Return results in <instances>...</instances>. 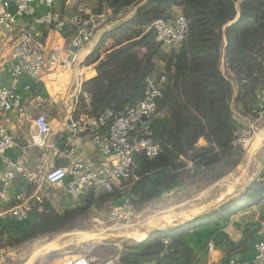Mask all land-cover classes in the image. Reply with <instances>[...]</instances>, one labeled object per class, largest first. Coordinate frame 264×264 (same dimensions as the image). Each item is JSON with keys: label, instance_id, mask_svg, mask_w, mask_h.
I'll use <instances>...</instances> for the list:
<instances>
[{"label": "trees", "instance_id": "1", "mask_svg": "<svg viewBox=\"0 0 264 264\" xmlns=\"http://www.w3.org/2000/svg\"><path fill=\"white\" fill-rule=\"evenodd\" d=\"M178 14L187 20L186 38L167 51L155 41L151 26ZM81 16H92L103 26L93 30L92 40L99 37L85 61L97 75L83 82L75 118L87 114L99 119L108 111L119 115L136 107L146 79L163 71L166 85L150 120L159 154L152 159L139 154L132 177L110 193L93 188L79 203L68 198L62 212L46 199L23 235L1 240L8 247L75 231L105 204L152 200L182 172L214 182L223 179L244 156L238 144L244 128L239 117H258L259 95L264 94V0H95ZM158 62L164 63L162 70ZM42 90L41 84L32 85L34 93ZM261 205L264 162L259 177L238 196L125 246L121 264H208L213 242L223 245L222 264L250 258L264 230V214L258 227L246 228L238 242L223 229L241 211Z\"/></svg>", "mask_w": 264, "mask_h": 264}, {"label": "built area", "instance_id": "2", "mask_svg": "<svg viewBox=\"0 0 264 264\" xmlns=\"http://www.w3.org/2000/svg\"><path fill=\"white\" fill-rule=\"evenodd\" d=\"M57 1L0 0V48L8 42L12 43L7 57L10 65L9 84L0 85V184L3 188L0 191V202L8 201L9 192L18 177L28 186H37L31 195L19 193L15 196L16 204L4 214L10 221L22 222L41 210L47 197L44 186L64 188L67 197L79 203L93 188L110 193L129 180L137 166L139 154H145L151 159L159 154V148L153 142L150 120L156 113L157 102L166 85L163 71L146 79L144 96L134 108L119 115L108 111L99 119L81 114L75 119L71 117L64 120L60 131L63 150L54 144L56 133L48 119L44 115L34 116L29 112L20 93L22 78L27 76L38 84L47 75L54 76L61 69H73L79 63V50L92 41L93 30L103 26V21L96 22L92 16L82 18L81 15L87 12L89 6L83 1L79 6L78 16L73 20L76 33L65 52L48 50L43 39V29L53 28L62 32L66 28L65 21L54 10ZM35 6L42 8L43 13L29 19ZM151 29L155 34V41L163 48L171 49L185 40L188 23L182 14H178L172 21L156 20ZM31 89L32 86H28L26 91L30 92ZM260 100H264L263 93L259 95L257 104L258 117L259 112L264 110ZM13 112L16 113L19 127L35 132L28 140V147L51 150L63 155L65 166L48 171L44 165H38L29 171L23 157L16 160L7 157L21 143L8 130L13 123ZM88 131L93 132L92 144L103 159L100 164L77 158L78 141ZM125 203L124 214L128 215L133 206L129 201ZM118 212L115 213L116 216ZM209 250H214L213 244H209ZM63 264H121V260L120 254L102 260L83 250L78 255H66ZM228 264H264V236L254 243L250 258H234Z\"/></svg>", "mask_w": 264, "mask_h": 264}, {"label": "rangeland", "instance_id": "3", "mask_svg": "<svg viewBox=\"0 0 264 264\" xmlns=\"http://www.w3.org/2000/svg\"><path fill=\"white\" fill-rule=\"evenodd\" d=\"M83 1L74 0V3L72 2L74 6L69 14V17H73H71L72 20L78 16L79 6ZM90 3L94 4L91 0ZM57 4L59 6V2ZM58 9L60 10V7ZM98 37L94 36V40ZM111 44L112 42L109 43V45ZM165 50L169 51V49ZM157 64L159 69L164 67L162 62ZM260 102L264 105V100L263 102L260 100ZM57 103L51 104V100H47L41 103V107H38L44 108L50 115L51 119L48 121L56 132L64 119L62 114L66 111L64 107H55ZM36 105H38V102L33 104V106ZM259 114V119L257 117H239L244 128L238 144L241 145L244 156L240 164L223 179L214 182L203 177L193 178L190 174L182 172L173 186L161 189L152 200L143 203H137L136 200H133V202L126 200L133 206V210L128 215L124 214L125 205L127 204L125 202L122 204L120 202L105 204L101 208L95 209L88 220L81 222V228L75 231L63 233L54 238L42 237L18 246L8 247L1 240L23 235L26 230L24 227L26 222L7 223L6 218L8 216L2 215L3 210L6 209L0 204V230H2L0 233V264H29L33 259H35V264H63L66 255H78L83 250L103 260L121 254L125 246L144 241L136 236L138 233L146 232L150 235L156 230L172 228L187 221L181 220L162 229L149 228L150 219L160 216L166 208L168 210L176 207L175 212H189L194 208L204 207V210L195 217L217 209L223 203L242 193L260 175L264 162V110ZM84 149L87 150L88 147L84 146ZM28 156L30 157L29 171L35 169L38 165H44L48 171L56 167L53 157H50L49 153L45 154L40 150L33 149ZM44 191L51 198V202L50 200L47 202L51 203L56 212H62L67 207L68 197L64 188L47 187ZM29 194L32 193L29 192ZM221 196L223 197L220 199ZM116 212H118L117 216L115 215ZM263 214V205L253 207L251 210L241 211L231 219L230 224L224 227L223 233L229 238L225 229L234 237L238 233L242 234L248 227L256 228ZM119 216L121 219H118ZM119 222H122L120 226H118ZM3 224H6L5 228ZM259 235L264 236V232L260 231ZM234 238L230 240L233 242L240 240V238ZM212 244L214 250L220 248L223 251L222 243L215 244L213 242ZM213 251L208 250L207 254L210 255ZM44 253L45 256L43 257ZM223 260L224 253L220 264Z\"/></svg>", "mask_w": 264, "mask_h": 264}, {"label": "crops", "instance_id": "4", "mask_svg": "<svg viewBox=\"0 0 264 264\" xmlns=\"http://www.w3.org/2000/svg\"><path fill=\"white\" fill-rule=\"evenodd\" d=\"M88 5H90V0H84ZM93 3L95 0H91ZM59 2V6L58 3ZM56 2L54 6V10L59 13L62 17V19L66 23V28L62 32L56 31L55 29H49L45 28L43 29V39L44 43L46 44V47L48 50H54L60 53H64L65 50L67 49L69 45L70 39L75 35L76 33V27L73 24V20L71 17H69V14L71 13V10L74 6V0H63V1H58ZM73 2V3H72ZM60 7V10L58 8ZM43 13V9L40 7L35 6L32 9L31 12V17L29 19H32L34 16H37L39 14ZM11 42H8L0 48V85H8L9 84V60H8V53L10 51L11 47ZM96 45V40H92L89 44L84 46L82 49L79 50L78 52V57H79V63L74 66L73 69H63L60 72H58L54 76L47 75L45 76L38 84L42 85V93L37 94L34 93L31 89L30 92L26 91V88L28 86H32L35 84L29 77L24 76L21 81V86H20V93L23 96L24 103L26 107L28 108L29 112L34 115H44L48 120L51 119L50 115L44 110V108H38L41 107V103L46 102L47 100H51V104L57 103L55 107L59 108H65L64 114H62V118H64L61 123L68 119V118H74L75 117V111H76V103L78 100V97L81 92V87L83 82L88 81L92 78H94L97 73L95 70V66H86L85 61L87 57L91 54L93 51V48ZM56 100H58L56 102ZM35 102H38V105L33 106ZM63 113V111H61ZM13 120H12V125L8 128L10 134L20 140V146L14 150L13 152H9L7 154V157L16 160L19 157H23L26 161V164L28 167H30V157L29 152L33 149H37L44 152L49 153L50 157H53V161L56 164V167L59 166H65L66 161L63 155L61 154H56L55 152L51 150H41L38 148H30L28 147L27 143L32 134L35 132H30L27 128L19 127L17 125V118H15L16 113H12ZM75 119V118H74ZM61 123H60V128L57 130H54L56 135L53 138L54 144L61 148L63 150V141H62V135L60 134L61 131ZM28 131V132H27ZM205 142L203 140L199 141V146H204ZM84 146H87L88 149L85 150ZM77 158L80 160H83L88 163H94V164H100L103 159L102 157L98 154L97 150L92 144V132H86L83 134L78 141V150H77ZM2 171V165H1V158H0V174ZM35 185L33 186H28V184L21 178L18 177L17 181L15 182V185L13 189L9 192L8 196V201L7 202H0L3 208H6V210H3L2 215H4L7 211H9L11 208L14 207L16 204L15 202V196L18 195L19 193H24L27 195L29 192L33 193L36 190ZM47 186H44L45 190ZM2 185L0 184V191H2ZM47 200H50L51 198L49 197L48 194H46ZM11 206V207H9ZM207 213V212H205ZM204 213V214H205ZM201 215V214H200ZM203 215V214H202ZM196 217L189 219L182 224L192 221ZM7 219V218H6ZM8 220V219H7ZM33 217H28L24 221L26 222V225L24 226L26 229L29 227L32 223ZM9 223H15V221H10L8 220ZM226 233L229 235V239H236L241 238L242 234L238 233L234 237H232V234L228 232L227 229H225ZM264 232V230H262ZM152 234V233H151ZM150 234V235H151ZM148 235V237L150 236ZM209 256V258H208ZM223 256V251L220 248L215 249L210 255L207 254L206 261L208 264H220L221 259Z\"/></svg>", "mask_w": 264, "mask_h": 264}, {"label": "bare ground", "instance_id": "5", "mask_svg": "<svg viewBox=\"0 0 264 264\" xmlns=\"http://www.w3.org/2000/svg\"><path fill=\"white\" fill-rule=\"evenodd\" d=\"M223 196H221L220 199ZM166 209L164 212H161L160 216L157 215L158 217H155L154 219L153 218L150 219L149 228L151 227V228H155V229H162V228L169 227V226H171V225H173V224H175L181 220L192 219L195 217V215L201 213L204 210V207L194 208V209L190 210L189 212H175L176 207H173L172 209H168V210H166ZM84 234H86V233H84ZM136 236L142 240L148 238V234L146 232L138 233V234H136ZM42 256L44 257L45 253ZM43 257H42V259H43ZM44 259H46V258H44ZM34 260L35 259L31 260V262L29 264H35Z\"/></svg>", "mask_w": 264, "mask_h": 264}, {"label": "water", "instance_id": "6", "mask_svg": "<svg viewBox=\"0 0 264 264\" xmlns=\"http://www.w3.org/2000/svg\"><path fill=\"white\" fill-rule=\"evenodd\" d=\"M142 242V241H141Z\"/></svg>", "mask_w": 264, "mask_h": 264}]
</instances>
